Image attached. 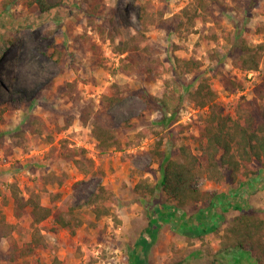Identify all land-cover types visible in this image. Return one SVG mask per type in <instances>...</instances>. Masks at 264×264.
<instances>
[{"label":"rangeland","instance_id":"374dc122","mask_svg":"<svg viewBox=\"0 0 264 264\" xmlns=\"http://www.w3.org/2000/svg\"><path fill=\"white\" fill-rule=\"evenodd\" d=\"M27 2L0 0V210L16 226L0 243V264H134L138 241L148 235L151 210L165 204V214L173 206L161 189L150 195L136 192V185L141 180L158 185L163 164L178 157L180 146L198 147L207 109L189 102L184 89L208 76L224 113H234L242 97L264 104V52L258 70L234 64L239 34L254 45L264 44V0H217L212 5L216 18L194 27L180 19L194 0H65L47 13ZM144 3L154 16L145 32L152 48L137 55L141 69L125 71L131 50L122 51V40L142 29ZM175 58L196 59L200 68L182 79L174 71H159L158 63L170 66ZM225 77L240 86L226 87ZM144 91L174 94L171 105L184 95L172 126L158 123L162 112L157 108L139 117L146 112ZM112 92L124 99L106 109L103 96ZM88 108L102 112L103 121L120 133L123 149L99 146L91 121L81 120ZM157 138L163 140L161 160L149 153ZM127 140L133 141L131 147ZM80 158L81 167L75 161ZM210 183L215 182L202 179L199 186L206 191ZM100 185L110 189L114 216L97 220L85 202ZM15 192L23 201L39 197L42 205L74 219L69 227L53 217L42 222L51 247H36L11 262L9 250L16 246L21 253L33 231L29 206L16 215ZM203 206L208 205L189 206L168 221L155 217L157 238L142 259L149 264H256L247 254L224 256L221 233L232 220L208 239L185 233L188 218ZM249 209L264 217V191L247 194L243 211Z\"/></svg>","mask_w":264,"mask_h":264},{"label":"trees","instance_id":"16d2710c","mask_svg":"<svg viewBox=\"0 0 264 264\" xmlns=\"http://www.w3.org/2000/svg\"><path fill=\"white\" fill-rule=\"evenodd\" d=\"M216 1L194 0L193 4L182 10L181 23L194 27L198 21L210 22L212 19L214 20L216 16L212 10V5ZM64 2L65 0H29L27 4L29 6L35 5L41 12L47 13L61 6ZM150 8L149 3L141 5L140 22L142 29L137 30V34H134L130 40H122L124 45L122 51L125 53L131 50L130 54L126 56L128 62L124 64L125 71L141 69V62L137 55L141 51L147 53L152 48V44L148 41L145 33L148 26L154 22ZM235 44L239 55L234 64L244 70H258L263 57L264 44H252L249 37L244 36V34L238 35ZM158 68L161 73L174 71L182 79L186 74L198 70L200 62L193 58H175L172 65L158 63ZM146 69H148V73L153 71L150 65L146 66ZM210 80L208 76H203L195 88L184 89L183 91L186 99L194 106L207 109L196 151L189 145L183 144L179 148L178 157H169L163 164L162 177L158 185L141 180L135 187L136 192L146 191L150 195H155L156 191L161 189L163 195L173 203V206L165 214L162 211L163 208H167L165 204L155 206L151 210L150 225L146 228L148 235H143L138 241L141 250L139 251L140 254L135 256L134 264H138L139 259L146 262L141 264H149L142 258L144 253L146 256L148 255L149 249L157 238L159 225L155 217L157 219H170L175 215V212H181L194 204L201 202L209 205L213 202L217 191L202 190L199 186L202 179L218 184L241 182L258 173L253 166L254 163L264 162V104L260 103L259 100H248L242 97L234 105V113H224L217 102V90L213 88ZM224 84L232 89L240 86V82L229 77H225ZM142 95L146 103V112L140 114V118L144 117L146 113H152L157 108L162 112V116L158 120L161 126L169 128L176 122L184 95L179 96L180 100L178 99L174 105H171L172 100L176 97L174 94H164V96L159 97L144 91ZM123 99V96L112 92L104 94L102 103L106 109H109ZM81 120L84 123L91 121L93 133L103 150L123 149L125 144L120 133L103 121L102 112H94L88 108L82 113ZM127 123L123 125L125 126ZM125 142L130 147L133 144L132 140ZM162 148L163 140L157 138L149 151L150 156L156 160L163 159L165 153ZM75 161L80 167L84 164V159H75ZM62 181L63 179L60 182ZM14 199L17 217H20L26 207L29 206L28 215L31 218L33 231L28 247L23 249L21 253L16 246L9 250L11 262L15 261L19 255L31 254L36 247L44 249L51 247L39 226L45 220L53 217L55 222L63 227H69L73 223L74 216L67 218L63 213L42 205L39 197L30 196L23 201L15 192ZM85 204L91 207L97 220L114 216L113 199L108 186H98ZM69 210L73 213V208H69ZM237 211L236 216L221 233V249L224 256L237 259L240 254H247L256 264H264V217L253 209L243 211L242 207H237ZM15 228V224L9 223L4 212L0 210V243L3 239L10 237ZM184 231L192 237L204 238L206 234L211 233L213 236L218 234L219 228L214 226L201 228L198 223H194L189 224ZM34 262L39 263L38 260Z\"/></svg>","mask_w":264,"mask_h":264},{"label":"crops","instance_id":"0c3cea01","mask_svg":"<svg viewBox=\"0 0 264 264\" xmlns=\"http://www.w3.org/2000/svg\"><path fill=\"white\" fill-rule=\"evenodd\" d=\"M254 168L258 173L244 181L236 183L227 182L225 185L217 183L213 185V183H210L208 186L207 184L205 190L211 191L212 189V191H217V194L211 204L206 205L207 207H201L199 211L188 218L191 219L188 220L189 224L198 223L201 228H211V226L219 228L220 226L227 225L228 223H225V220L229 219L231 221L236 216L235 211H237V207L243 208L245 206V197H247L250 191H264V165L259 163ZM220 207L223 209L222 212L219 211ZM163 220L168 221L170 219ZM183 221L185 223L186 220L184 219ZM209 235L211 233L206 234L204 236L205 239H208Z\"/></svg>","mask_w":264,"mask_h":264}]
</instances>
